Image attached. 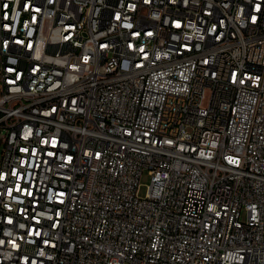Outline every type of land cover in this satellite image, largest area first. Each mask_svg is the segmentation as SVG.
I'll return each instance as SVG.
<instances>
[{"label":"built area","instance_id":"obj_1","mask_svg":"<svg viewBox=\"0 0 264 264\" xmlns=\"http://www.w3.org/2000/svg\"><path fill=\"white\" fill-rule=\"evenodd\" d=\"M0 134V264H264V0H0Z\"/></svg>","mask_w":264,"mask_h":264},{"label":"rangeland","instance_id":"obj_2","mask_svg":"<svg viewBox=\"0 0 264 264\" xmlns=\"http://www.w3.org/2000/svg\"><path fill=\"white\" fill-rule=\"evenodd\" d=\"M3 136H4V134H0V160H1V153L3 151V141H2ZM150 184H151V177L149 176L148 172H145L142 179H141L140 194L142 197H144L147 194Z\"/></svg>","mask_w":264,"mask_h":264}]
</instances>
